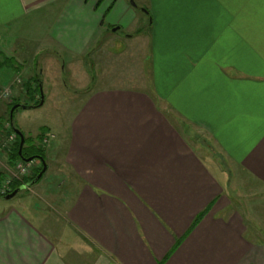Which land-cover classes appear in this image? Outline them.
Here are the masks:
<instances>
[{
    "label": "crops",
    "instance_id": "crops-1",
    "mask_svg": "<svg viewBox=\"0 0 264 264\" xmlns=\"http://www.w3.org/2000/svg\"><path fill=\"white\" fill-rule=\"evenodd\" d=\"M146 4L141 87L77 91L62 148L66 192L45 189L52 213L32 204L0 212V264H264L261 231L228 199L229 166L242 187L254 188L249 178L264 190V0ZM116 9L127 7L0 0V31L43 11L44 52L66 55L84 78L102 17ZM18 66L30 71L26 59ZM18 78L13 94L32 106L26 101L39 98L37 76ZM190 130L214 143L227 170L191 144ZM57 152L47 150L46 170Z\"/></svg>",
    "mask_w": 264,
    "mask_h": 264
},
{
    "label": "rangeland",
    "instance_id": "rangeland-1",
    "mask_svg": "<svg viewBox=\"0 0 264 264\" xmlns=\"http://www.w3.org/2000/svg\"><path fill=\"white\" fill-rule=\"evenodd\" d=\"M117 1L124 3L127 10L122 12L116 9L103 15L101 21L102 40L98 49L93 51L90 60L87 61L88 76L84 78L81 72L70 69L69 59L66 55L60 57L44 52L49 38L45 33L47 20L43 15L46 13L43 11L32 14L27 23L23 21L14 23L0 31V119H2L0 129H3V132L0 133V181L4 180L6 176L11 177L16 174L15 166L18 161L8 162L6 156L8 150L4 147L8 145V136L13 133L11 129H18L24 138L33 141L36 146L39 145L44 151V155L47 150L58 151L56 159L48 162L49 166L39 182L19 192L10 200H0V212L10 207L23 209L22 205L31 206L32 204L37 213H52L54 204L46 203L45 189L50 192L49 195L56 197H60L66 192L67 187L63 184L65 174L60 171L63 160L62 148L64 147L67 121L78 105L76 94L79 89L141 87L140 82L146 77L148 65L146 58L149 55L147 0ZM131 15L135 16V20L130 27H126L127 18L129 19ZM117 19L119 21L115 25L113 22ZM113 29L116 30L113 31ZM103 35L105 36L103 37ZM136 35H142V37L135 38ZM22 58L26 59V66L33 72V76L36 74L37 80L40 81L43 104L30 109L17 108L12 114L11 126L8 120L10 107L14 104H24V102L20 100V96L13 94L14 86L10 87V84L18 77L25 81L30 72H18L16 69L19 68L18 63H22ZM26 66L24 69H27ZM17 81L19 82V78L15 82ZM22 87L23 91L27 92V88L24 85ZM4 90L7 91L6 97H3ZM37 100L35 102L26 101V103L34 106ZM46 129H49L50 134ZM190 131L191 144L199 149L204 147L203 149L222 168L226 169L227 166L214 143L200 131ZM51 135L55 138H49ZM44 137L49 138L47 145L42 144ZM33 165L26 178L30 177L39 167L37 161ZM228 170L229 178H231L229 181L231 185L229 184L228 188L231 193L228 195L229 204L238 209L247 221H252L251 224L261 231L264 239V190L256 187V183L249 178L245 181L254 188L242 187L237 183L236 177L240 176L238 170L232 169L230 166ZM31 216L34 215L31 214Z\"/></svg>",
    "mask_w": 264,
    "mask_h": 264
},
{
    "label": "trees",
    "instance_id": "trees-1",
    "mask_svg": "<svg viewBox=\"0 0 264 264\" xmlns=\"http://www.w3.org/2000/svg\"><path fill=\"white\" fill-rule=\"evenodd\" d=\"M36 83H37V86H38V88H39V84H40V81L39 80H36ZM37 92H39V89H37ZM39 100H40V98H38V100H37V102L34 104V106L35 105H37L38 103H39ZM15 105V104H14ZM14 105H12L11 107H10V110H11V108L14 106ZM10 110H9V113H10ZM15 111V110H14ZM13 111V112H14ZM13 114V113H12ZM10 115V114H9ZM9 115H8V120H9ZM2 123V119H0V124ZM9 123L11 124V126H12V122H10V120H9ZM1 126V125H0ZM13 129H11V131H12ZM3 132V129H0V133H2ZM41 139V138H40ZM18 144H19V141H18V138L16 137L15 138V141H14V143H13V145L10 147V149L7 151V154H6V156H7V159H8V162H14V161H18V162H22V161H20V159H19V157H18V155H17V150H18ZM21 154H22V156H24L25 158H29V157H32L33 159H35L36 157H41L44 161H45V159H44V151L42 150V148L38 145V146H36V145H34L33 144V141H31V140H29V139H26V138H24V145H23V147H22V150H21ZM33 161H37L38 163H39V161L38 160H33ZM41 168H42V166H41V164L39 163V167L37 168V169H35L34 170V172L32 173V175L30 176V177H28V178H25V179H22L21 181H13L12 183H11V185H10V189H9V191H8V193H10L11 191H13L14 189H16V188H19L20 186H22V185H25V184H28V183H30L34 178H35V176L40 172V170H41ZM43 175H44V173H43ZM42 175V176H43ZM42 176H41V178H42ZM41 178L37 181V182H39L40 180H41ZM7 193V194H8ZM6 195V194H5ZM2 196H4V195H2Z\"/></svg>",
    "mask_w": 264,
    "mask_h": 264
},
{
    "label": "water",
    "instance_id": "water-1",
    "mask_svg": "<svg viewBox=\"0 0 264 264\" xmlns=\"http://www.w3.org/2000/svg\"><path fill=\"white\" fill-rule=\"evenodd\" d=\"M131 4L134 6V4L132 2H131ZM116 29H113V31L116 30ZM40 87L41 86L39 84V98H40L39 103L37 105H35V106L14 105L13 108L10 110V115H9L10 122H12V113L17 108L20 107L22 109H30V108H34V107H40L43 104V96H42ZM12 132L15 134V136L18 138V141H19L17 155H18L20 161H22L24 163H29V162H31V161L36 159V160L39 161V163L41 164L42 168H41L40 172L35 176V178L30 183L22 185L19 188L14 189L13 191H11L10 193H8V194H6L4 196H0V200H4V201L12 199L19 192H21V191H23V190H25L27 188H30L32 185L36 184L37 181L43 175V173H45V171H46L45 161L41 157H36L35 159H33L32 157L25 158L24 156H22L21 150H22V147L24 145V136L22 135V133L18 129H13Z\"/></svg>",
    "mask_w": 264,
    "mask_h": 264
},
{
    "label": "built area",
    "instance_id": "built-area-1",
    "mask_svg": "<svg viewBox=\"0 0 264 264\" xmlns=\"http://www.w3.org/2000/svg\"><path fill=\"white\" fill-rule=\"evenodd\" d=\"M5 90L3 93V97H6L7 91H5ZM15 138H16V136L13 133L8 136V140H7L8 145L4 146V147H6L5 148L6 150L10 149V146L13 145ZM48 141H49V138L44 137V139L42 140V144L47 145ZM34 162L35 161H31L29 163L18 162V164L15 166L16 167V174H14L11 177L6 176L4 180L0 181V196L8 193V191L10 189V185L13 181H21L23 178H26L27 173L29 171H31L30 168H33Z\"/></svg>",
    "mask_w": 264,
    "mask_h": 264
}]
</instances>
